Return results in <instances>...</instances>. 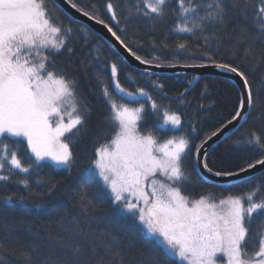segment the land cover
Masks as SVG:
<instances>
[{
    "label": "snow or ice",
    "instance_id": "6c2138e0",
    "mask_svg": "<svg viewBox=\"0 0 264 264\" xmlns=\"http://www.w3.org/2000/svg\"><path fill=\"white\" fill-rule=\"evenodd\" d=\"M51 3L52 0H0V173H3L0 182H5V187L7 183L22 184L32 196L41 194L32 189L29 180L17 181L15 176L18 172L38 170L46 158L70 170L75 160L70 142L73 137L86 133L89 112L87 105L80 103L76 81L55 67L54 57L62 50L74 53L67 46L74 29L71 21L64 23L57 9L50 7ZM260 4L256 15L264 20V0ZM174 5L170 7V0H127L126 9L121 11L128 23L145 19L153 22V26L175 17L176 31L192 35L208 33L201 37L204 44L210 41L219 44L222 40L219 32L231 22L233 15L247 18L249 0H174ZM71 7L78 8L76 3H71ZM92 8L93 15L89 18L95 19L99 13L95 5ZM106 8L111 19L119 24L116 6L111 0ZM82 14L89 16L87 11ZM97 23L136 60L147 63L112 26L103 19ZM259 27L264 29V22ZM209 28L213 29L210 33ZM126 30L127 25L120 29ZM256 39L264 43V31L249 33L241 28L235 36L236 45H243L248 56L254 55L251 42ZM177 47L185 49L186 44ZM207 59L215 67L238 76L242 88L231 119L195 145L194 151L184 135L171 138L158 135L178 129L181 116L167 109L161 115L160 106L143 88L129 91L123 87L117 78V64L113 62L110 72L114 91L107 86L103 88L112 135L95 149L86 171L102 182L101 189L111 200L116 214L126 216L134 224L138 221L136 226L156 241L163 259H154L153 264H264V230L257 234V239L249 226L257 214L264 218V180L257 183L248 179L247 192L229 195L219 203L206 197L190 199L183 192V186L193 180L183 167L189 152H193L194 170L197 164L202 169L195 177L201 182L206 179L204 172L215 177L241 178L257 166L264 168V131L258 132L255 128L245 130L234 144L256 150L261 158L245 160L236 170H214L209 165L205 147L208 141L223 135L229 125L233 126L235 135L248 123L257 105L244 71L231 63L217 61L212 55ZM159 87L162 89L163 85ZM117 93L121 94L119 100ZM149 101L157 123L153 130L145 132L141 124L145 120V103ZM133 103L139 107H131ZM260 115L257 113V118ZM23 145L31 153L32 159L27 165L19 155ZM55 187L51 185L48 191ZM2 199L5 206L28 210V197L5 195ZM80 202L83 207L92 206L86 194L81 195ZM35 207L38 209L40 205ZM56 239L63 253L56 264H91L90 259H84L83 244L66 241L64 237ZM118 245L119 236L112 235L102 247L118 258L121 251ZM34 251L35 247L21 248L17 253L0 241V254H17L23 264H37L32 255Z\"/></svg>",
    "mask_w": 264,
    "mask_h": 264
},
{
    "label": "trees",
    "instance_id": "16d2710c",
    "mask_svg": "<svg viewBox=\"0 0 264 264\" xmlns=\"http://www.w3.org/2000/svg\"><path fill=\"white\" fill-rule=\"evenodd\" d=\"M69 2V0H67ZM109 0H71L78 9L93 15L92 6L98 11L96 20L103 19L113 27L125 43L136 52L141 60L149 64L165 67L213 65L208 62V55L217 61L231 63L244 71L254 90L256 111L248 123L239 132L229 135L208 150V162L214 170H236L245 160L261 158L256 150L236 146L245 130L255 128L264 131V43L253 40L254 55L245 54L243 45H236L235 36L244 28L249 33H259L260 23L264 22L256 15L261 6L260 0H249L246 19L233 15L231 22L219 32L222 40L219 44L210 41L204 44L203 35L208 33H180L176 31L177 20L169 17L164 23H156L145 19H133L128 23L121 9H126L127 0H111L116 6L119 24L111 19L106 5ZM175 6L170 0V7ZM50 7L57 9L67 25L71 21L74 29L68 37L67 46L74 49L73 54L62 50L54 57L55 67L69 79L76 81L80 103L86 104L89 112L86 133L71 139L70 148L75 157L73 166L56 167L48 161H42L39 169H31L28 173H19L15 180H29L32 189L40 196H32L19 183L0 182V241L17 250L35 247L32 253L37 264L47 262L56 264L63 253L56 237H64L66 241H77L84 246V259L91 264H153L154 259H163L161 249L142 228L137 227L129 218L117 215L111 200L101 189V181L86 171L94 158L95 149L106 143L112 135L109 123V106L103 96V88L107 86L114 91L110 65L114 62L118 67L121 85L129 91L143 88L163 110L167 109L181 116V126L174 131L158 133L162 138L186 136L191 144L198 145L207 135L215 131L221 124L231 119L238 95V85L228 78L218 76H197L191 73H153L130 66L120 54L101 35L92 31L87 25L74 20L53 0ZM126 31H120L125 28ZM83 28L85 31H80ZM235 29V31H233ZM213 29L209 28L208 32ZM87 33V35H86ZM227 33V35H226ZM231 37V38H230ZM186 44L185 49L178 45ZM159 57V59H156ZM259 60V62H258ZM159 85H163L161 89ZM117 99L121 94L117 93ZM150 101L145 103V120L141 124L142 131L153 130L157 123L150 110ZM139 107V104H130ZM260 113V118H257ZM195 127V131H193ZM19 155L25 165L31 162V153L26 145L21 146ZM193 152L184 159L183 167L193 180L183 186V192L190 199L206 197L218 202L229 195H238L249 190L248 179L257 183L264 180V172L240 182L229 184H213L206 180L195 179L198 172L193 168ZM18 171V170H17ZM3 174V173H0ZM56 187L49 192L51 185ZM86 194L92 201L91 207L81 206L80 197ZM13 195L28 197V210L5 206L2 197ZM264 195V193H262ZM40 205L37 209L35 206ZM253 235L264 230V218L257 214L249 225ZM112 235L119 236L120 257L114 258L102 247ZM52 239H49V237ZM95 249V251H93ZM0 264H23L17 254L4 252L0 254Z\"/></svg>",
    "mask_w": 264,
    "mask_h": 264
},
{
    "label": "water",
    "instance_id": "95a60500",
    "mask_svg": "<svg viewBox=\"0 0 264 264\" xmlns=\"http://www.w3.org/2000/svg\"><path fill=\"white\" fill-rule=\"evenodd\" d=\"M59 7H61L67 14H69L74 20L79 21L87 25L92 31L96 32L97 34L101 35L109 44L113 46V48L120 54V56L130 65L137 69L150 71L153 73H191L197 76L196 82L202 76H218L223 78H228L234 81L241 92L242 82L238 76L234 73L229 71H225L223 69L217 68L214 65H195V66H177V67H165V66H158L149 63H141L140 61L136 60L123 46L119 44L118 41L115 40L114 37L111 36V33L107 31V29L102 25L97 23L96 19H91L89 16H84L82 13L83 11L77 9H73L71 4L67 0H53ZM243 123V121H240ZM237 127L239 125H236ZM230 132H233V126L229 125L228 130L223 134L217 137H213L211 140L208 141V144L205 146L207 151L210 150L213 146L217 143L224 140ZM196 170L198 173L202 172V169L199 164L196 165ZM264 172V168L257 166L256 169L251 170L249 173L244 174L241 178L231 177V178H224V177H215L210 173L204 172L203 175L206 177V181L213 183V184H229L240 182L250 177L259 175Z\"/></svg>",
    "mask_w": 264,
    "mask_h": 264
},
{
    "label": "rangeland",
    "instance_id": "374dc122",
    "mask_svg": "<svg viewBox=\"0 0 264 264\" xmlns=\"http://www.w3.org/2000/svg\"><path fill=\"white\" fill-rule=\"evenodd\" d=\"M180 128V127H179ZM178 128V129H179ZM44 161H48V162H50V163H52L54 166H56V167H60V168H62V167H64V166H57L56 164H55V162H53L52 160H50V159H48V158H46ZM90 172V171H89ZM98 178V177H97ZM99 179V178H98ZM211 202H213V201H211ZM214 203H219V201L218 202H214ZM137 223H138V221H137Z\"/></svg>",
    "mask_w": 264,
    "mask_h": 264
}]
</instances>
